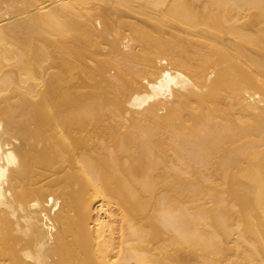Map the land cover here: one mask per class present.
Wrapping results in <instances>:
<instances>
[{
  "label": "bare ground",
  "instance_id": "obj_1",
  "mask_svg": "<svg viewBox=\"0 0 264 264\" xmlns=\"http://www.w3.org/2000/svg\"><path fill=\"white\" fill-rule=\"evenodd\" d=\"M0 264H264V0H0Z\"/></svg>",
  "mask_w": 264,
  "mask_h": 264
}]
</instances>
